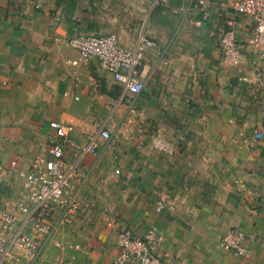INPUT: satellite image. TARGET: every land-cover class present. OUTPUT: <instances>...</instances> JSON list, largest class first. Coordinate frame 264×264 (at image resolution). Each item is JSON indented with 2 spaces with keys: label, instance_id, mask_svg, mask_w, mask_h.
Masks as SVG:
<instances>
[{
  "label": "crops",
  "instance_id": "1",
  "mask_svg": "<svg viewBox=\"0 0 264 264\" xmlns=\"http://www.w3.org/2000/svg\"><path fill=\"white\" fill-rule=\"evenodd\" d=\"M202 1L0 0V170L13 160L27 170L62 142L76 163L71 189L89 204L57 225L32 264H114L118 230L152 226L167 264H264V61L248 45L253 18L242 14V60L222 65L236 0ZM141 32L156 45L145 50L134 99L98 58L79 59L65 42L116 33L133 47ZM51 120L74 130L63 139ZM101 128L112 136L85 153ZM1 184L0 209L14 210L24 178L10 172ZM161 190L169 201L157 211ZM61 215L57 205L54 221ZM234 227L248 235V255L218 245Z\"/></svg>",
  "mask_w": 264,
  "mask_h": 264
},
{
  "label": "built area",
  "instance_id": "2",
  "mask_svg": "<svg viewBox=\"0 0 264 264\" xmlns=\"http://www.w3.org/2000/svg\"><path fill=\"white\" fill-rule=\"evenodd\" d=\"M242 14L253 18L248 45L257 58L264 61V0H236L233 15L226 18V29L220 36L219 62L222 65H236L242 60L245 44L238 41L236 34V16ZM65 42L78 50L79 59L98 58L113 79L121 84L123 95L130 94L134 99L144 90L145 82L140 69L145 59V50L156 45L155 40L147 37L144 32L140 33L133 47L122 44L116 33H78L67 35ZM79 59L72 62L76 64ZM259 99L264 115V97ZM50 124L63 139H67L74 130V125L57 120H51ZM260 129H256V135ZM98 136L110 138L112 132L101 128L99 132L89 133L85 153L98 152ZM48 151V157L37 156L27 170H16V160L12 161L11 169L0 170V189L3 176L10 172L24 178V188L15 209H0V264H32L40 256L57 225L72 222L76 213L84 208L83 205H89L82 204L76 192L71 189L76 163L65 158L62 142H51ZM168 201L169 193L161 190L156 210H163ZM57 205L62 206V215L60 220L54 221L53 213ZM247 240L246 232L240 227H234L221 236L218 245L240 255H248ZM161 242L162 234L154 226L143 235H135L128 227H123L116 235L118 253L114 264H127L132 258L137 259V264H167L155 250Z\"/></svg>",
  "mask_w": 264,
  "mask_h": 264
}]
</instances>
